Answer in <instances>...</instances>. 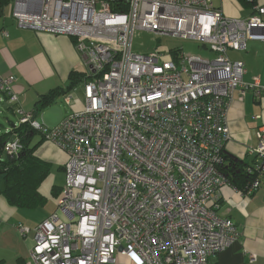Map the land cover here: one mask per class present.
I'll return each mask as SVG.
<instances>
[{
  "label": "built area",
  "instance_id": "2783aa9c",
  "mask_svg": "<svg viewBox=\"0 0 264 264\" xmlns=\"http://www.w3.org/2000/svg\"><path fill=\"white\" fill-rule=\"evenodd\" d=\"M11 15L19 28L72 38L86 67L84 107L52 128L25 112L13 80L0 76V100L18 124L68 157L57 209L32 230L30 263L115 264L121 254L133 264H208L227 249L238 237L217 214L219 188L229 184L220 170L228 111L236 90L264 96L228 52L264 42V6L230 19L213 0H14ZM135 30L197 42L214 58L135 53ZM256 140L245 195L264 178V125ZM19 148L15 136L4 155Z\"/></svg>",
  "mask_w": 264,
  "mask_h": 264
},
{
  "label": "crops",
  "instance_id": "0c3cea01",
  "mask_svg": "<svg viewBox=\"0 0 264 264\" xmlns=\"http://www.w3.org/2000/svg\"><path fill=\"white\" fill-rule=\"evenodd\" d=\"M218 1L217 6L213 4L227 18L240 19L252 14V7L242 0ZM257 3L264 6V0ZM11 7L0 10V76L13 80L10 89L23 110L31 113L38 123L52 128L71 112L84 107L86 67L72 38L19 28L11 15ZM228 56L244 63L245 84L257 79L264 85L263 41L250 40L245 51H229ZM0 102L14 113V106L6 96ZM227 125L230 139L225 145V155L248 165L253 160L249 149L257 144L256 131L264 125V96L257 98L250 89L236 90ZM34 142L38 143L35 156L49 164L50 171L56 167L61 172L62 185H52L51 195L56 202L51 204L48 195L40 190L42 183L39 192L45 204L36 209L14 208L0 195V264H31L32 229L56 211L62 194L67 154L40 134L35 135ZM218 200L217 214L235 224L238 237L227 249L210 257L208 264H264V178L250 195L224 184L219 188ZM19 225L31 231L21 237ZM248 254L256 255L254 262L249 261ZM115 264L133 263L118 254Z\"/></svg>",
  "mask_w": 264,
  "mask_h": 264
},
{
  "label": "trees",
  "instance_id": "16d2710c",
  "mask_svg": "<svg viewBox=\"0 0 264 264\" xmlns=\"http://www.w3.org/2000/svg\"><path fill=\"white\" fill-rule=\"evenodd\" d=\"M244 4H251L242 0ZM8 0H0V10ZM175 56L176 52H172ZM8 130V131H7ZM35 130L27 125L13 124L5 127L0 124V195L7 203L17 209H36L45 204V198L40 194L39 187L50 173L49 164L35 156L38 143L34 142ZM12 136L18 139L20 148L14 161L4 155V147ZM225 164L220 168L228 183L243 191L249 181L245 173L246 164L235 158L224 155Z\"/></svg>",
  "mask_w": 264,
  "mask_h": 264
},
{
  "label": "rangeland",
  "instance_id": "374dc122",
  "mask_svg": "<svg viewBox=\"0 0 264 264\" xmlns=\"http://www.w3.org/2000/svg\"><path fill=\"white\" fill-rule=\"evenodd\" d=\"M213 3L217 6L218 0H213ZM14 4V0H8V3L4 6V9L8 10L10 6ZM159 51L163 53L162 60L171 61L173 59L172 52H181L184 55H201L208 58H214V54L202 48V46L194 41L181 40L170 36H158L151 32L135 30L132 36V51L138 54H147L153 51ZM4 99V98H3ZM38 120H41L38 118ZM9 122L18 124V117L15 113L6 109V106L0 102V124L2 126H9ZM63 175L61 172L52 167L50 174L44 180L40 187L42 193L48 195V201L53 204L56 202L51 195V188L53 184L58 186L62 185ZM65 181L62 187H64ZM62 194L59 199H61ZM60 201V200H59ZM34 229V228H33ZM32 229V230H33Z\"/></svg>",
  "mask_w": 264,
  "mask_h": 264
},
{
  "label": "water",
  "instance_id": "95a60500",
  "mask_svg": "<svg viewBox=\"0 0 264 264\" xmlns=\"http://www.w3.org/2000/svg\"><path fill=\"white\" fill-rule=\"evenodd\" d=\"M14 139H15V136H12V137L10 138V141L12 142ZM6 158H7L8 160H10V161H14V160H15V157H14V156H12V157H10V156H6ZM118 251H119V252L122 251V247H120V248L118 249Z\"/></svg>",
  "mask_w": 264,
  "mask_h": 264
}]
</instances>
